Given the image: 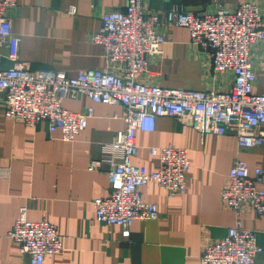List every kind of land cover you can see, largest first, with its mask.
Returning a JSON list of instances; mask_svg holds the SVG:
<instances>
[{"label": "crops", "instance_id": "0c3cea01", "mask_svg": "<svg viewBox=\"0 0 264 264\" xmlns=\"http://www.w3.org/2000/svg\"><path fill=\"white\" fill-rule=\"evenodd\" d=\"M9 11L13 30L21 38L19 59L34 71L63 70L70 76L106 66L104 47L91 41L99 32L102 16L114 9L126 11V0H17ZM264 0H145L150 13L162 19L179 6L194 13H214L220 5L236 8ZM76 7L77 13H69ZM264 11V10H263ZM163 53L148 58L144 82L189 90L225 89L233 86L231 75L213 71L210 54L191 43L187 28L163 25ZM0 52L7 54L6 47ZM5 65L11 66L9 61ZM258 93H264V72L259 71ZM0 100V264H25L27 256L9 236L22 207L31 221L47 220L57 226L64 243L58 255L44 264H200L204 246L223 239L236 226V214L222 199L232 166L247 162L251 174L264 170V144L253 149L239 147L233 134L202 135L172 117H161L153 132H139L135 165L157 170L159 157L150 147L174 145L188 150L191 167L186 194L170 196L165 188L150 183L142 188L143 199L159 208L156 220H136L132 236H123L119 225L96 218L95 200L108 197L106 166L89 170L102 157V145L113 141L125 128L124 106L95 103L88 97L64 100L72 111L94 108L88 127L74 142L59 132L51 133L47 122L36 128L5 115ZM264 188V183L262 185ZM243 227L257 234L264 249V217L247 207ZM264 264V251L258 257Z\"/></svg>", "mask_w": 264, "mask_h": 264}, {"label": "built area", "instance_id": "2783aa9c", "mask_svg": "<svg viewBox=\"0 0 264 264\" xmlns=\"http://www.w3.org/2000/svg\"><path fill=\"white\" fill-rule=\"evenodd\" d=\"M17 0H0V100L8 119L36 128L47 122L51 133L59 132L66 142H74L88 127L94 108L72 111L64 107L67 98L78 95L95 103L124 106L125 128L113 141L102 145L101 159L92 160L90 171L106 166L110 183L108 197L95 200L96 218L119 225L130 239L136 220H156L159 208L143 199L142 188L157 183L170 196L186 194V177L191 167L187 149L172 144L150 147L159 157L157 170L135 165L139 153L138 133L153 132L161 117H172L202 135L233 134L239 147L253 149L264 144V93H258L259 71L264 72V9L246 1L232 9L220 5L214 13H194L174 6L165 19L150 13L145 0H126V11L111 10L102 16V26L91 41L104 47L106 66L87 69L70 76L66 71H34L19 59L21 38L13 30L9 11ZM69 13H77L71 7ZM163 25L184 27L191 43L208 52L217 74L231 75L228 90L167 88L144 82L148 58L163 53L166 44ZM11 66H6L5 61ZM4 175L0 169V176ZM264 170L254 174L247 162L238 160L231 168L222 199L237 217L236 226L226 236L204 246L200 264H259L264 251L257 234L241 224L244 210L251 207L264 217ZM25 264H44L48 255L64 250L57 226L47 220L31 221L22 207L9 232Z\"/></svg>", "mask_w": 264, "mask_h": 264}]
</instances>
